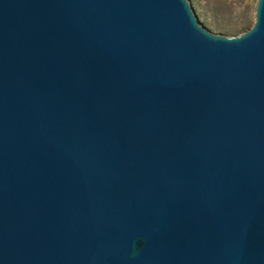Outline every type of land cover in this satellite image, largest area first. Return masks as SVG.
<instances>
[{"label":"water","instance_id":"95a60500","mask_svg":"<svg viewBox=\"0 0 264 264\" xmlns=\"http://www.w3.org/2000/svg\"><path fill=\"white\" fill-rule=\"evenodd\" d=\"M0 264H264V0H0Z\"/></svg>","mask_w":264,"mask_h":264},{"label":"rangeland","instance_id":"374dc122","mask_svg":"<svg viewBox=\"0 0 264 264\" xmlns=\"http://www.w3.org/2000/svg\"><path fill=\"white\" fill-rule=\"evenodd\" d=\"M258 0H187L198 23L214 35L237 37L255 21Z\"/></svg>","mask_w":264,"mask_h":264}]
</instances>
